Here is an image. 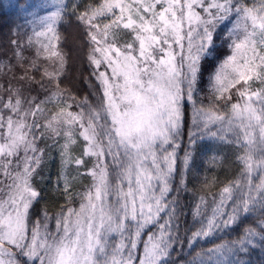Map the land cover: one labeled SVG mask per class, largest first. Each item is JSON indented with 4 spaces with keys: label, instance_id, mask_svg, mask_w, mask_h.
Here are the masks:
<instances>
[{
    "label": "snow or ice",
    "instance_id": "snow-or-ice-1",
    "mask_svg": "<svg viewBox=\"0 0 264 264\" xmlns=\"http://www.w3.org/2000/svg\"><path fill=\"white\" fill-rule=\"evenodd\" d=\"M0 10V72H24L0 84V264H264V0ZM73 23L82 98L59 47ZM53 163L64 203L37 212Z\"/></svg>",
    "mask_w": 264,
    "mask_h": 264
},
{
    "label": "trees",
    "instance_id": "trees-1",
    "mask_svg": "<svg viewBox=\"0 0 264 264\" xmlns=\"http://www.w3.org/2000/svg\"><path fill=\"white\" fill-rule=\"evenodd\" d=\"M30 4H35L38 2V0H27ZM0 5H2L3 8H7V0H0ZM12 12H6L3 10H0V20H3L7 23H10L11 20L14 18ZM16 24L20 26H25V20L21 18H15ZM4 32L7 33V24L4 28ZM60 34H61V44H60V50L62 54H65L67 59V63L65 65L67 70V79L65 80V84L70 88V90L75 93L78 97L82 98L84 96H87L90 94V89L88 87V84L85 83V79L89 78V72L90 69L88 68V64L85 59L86 54V47H83V35L81 32V29L73 23L70 27H61L60 28ZM219 43V41H218ZM8 52L10 54V46H8L6 39L3 40L2 43H0V52ZM41 62L43 61V58H41ZM46 63V62H44ZM27 67V65H25ZM24 74L23 69L21 68H15L13 71L8 72L5 76L2 72H0V84L8 86V81H11L12 87H21L22 84L19 81V77ZM28 74L32 75L35 74L37 78H39V73H33L32 70L28 69ZM15 77V78H14ZM239 87V85L237 86ZM235 92V89L232 90ZM25 95H36V92L29 93L26 90V87L24 89ZM0 95L4 96L5 99L7 98V94L3 91H0ZM75 111V109H72ZM56 171H57V164L54 163V165H50V169L46 170L42 173V175L51 177L50 182H46L43 191L45 193L44 199H42L39 204L35 205V210L38 212L41 209H47L49 213L58 210L59 206L64 203V200L62 197H57L56 194L53 191H50V189L53 187L56 179ZM2 178V177H0ZM80 190L79 188L77 189ZM78 206V204L74 205ZM185 224H191V216L189 215L186 220Z\"/></svg>",
    "mask_w": 264,
    "mask_h": 264
},
{
    "label": "rangeland",
    "instance_id": "rangeland-1",
    "mask_svg": "<svg viewBox=\"0 0 264 264\" xmlns=\"http://www.w3.org/2000/svg\"><path fill=\"white\" fill-rule=\"evenodd\" d=\"M52 165H54V163H53ZM86 182H87V181H86Z\"/></svg>",
    "mask_w": 264,
    "mask_h": 264
}]
</instances>
